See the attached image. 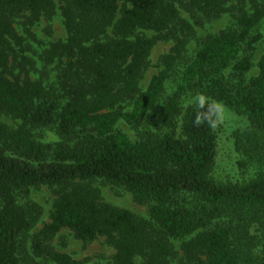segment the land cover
Listing matches in <instances>:
<instances>
[{
  "label": "trees",
  "instance_id": "16d2710c",
  "mask_svg": "<svg viewBox=\"0 0 264 264\" xmlns=\"http://www.w3.org/2000/svg\"><path fill=\"white\" fill-rule=\"evenodd\" d=\"M188 1L212 20L244 0ZM252 2L254 11L242 12L236 28L200 46L176 91L163 98L169 73L193 35L174 0H0V114L20 122L17 128L0 123V264H24L22 237L34 221L18 195L41 186L56 188L57 198L33 247L55 264H82L51 247L63 229L85 244L104 238L115 250L113 264H170L172 240H183L179 264H262L252 248L257 239L264 242V55L258 75L246 77L264 7ZM58 8L67 39L52 45L47 60L62 62L60 96L10 67L14 45L23 42L11 17L28 12L35 23ZM169 39L175 45L164 58L166 69L142 89L154 46ZM189 96L204 103L185 105ZM127 101L132 108L124 112ZM218 103L249 126L236 134L244 158L239 167H257L247 183L213 178ZM121 119L148 130L133 141L114 131ZM51 126L62 139L81 136L74 145L35 139L33 129ZM98 179L150 203V218L106 203L91 185Z\"/></svg>",
  "mask_w": 264,
  "mask_h": 264
},
{
  "label": "rangeland",
  "instance_id": "374dc122",
  "mask_svg": "<svg viewBox=\"0 0 264 264\" xmlns=\"http://www.w3.org/2000/svg\"><path fill=\"white\" fill-rule=\"evenodd\" d=\"M174 1L179 9L181 18L192 26L193 35L188 38L182 58L176 62L169 73L170 76L165 84L163 98H167L176 91L185 68L191 63L200 46L209 37L215 36L226 29L236 28L237 18L242 12L252 13L254 11L252 0L235 1L231 4L235 7L231 13L208 20L197 8H193L188 0ZM254 1L264 7V0ZM11 22L17 34L23 39L22 45H14V52L11 53V72L15 75H19L21 72H28L33 80L42 82L48 95L60 96L62 91L59 74L62 62L59 59H55L53 62L47 60V52L51 49L52 45L58 41H65L67 39V32L59 8L50 19L41 16L38 21L31 23L30 13L25 12L11 17ZM142 35L152 37L155 33L144 32ZM253 36H258L259 40L254 44L255 47L252 54L253 68L246 79L258 75V63L264 55V18L255 28ZM180 37L183 38V36ZM174 45V40L169 39L160 40L154 46L149 58L148 68L143 74L142 89L148 86L153 76L166 69L164 58L170 54ZM230 74L231 72L228 73V77ZM235 81L236 79L234 78L233 82ZM201 103H204V99L192 96L185 99V105H199ZM217 105L220 109L218 120L219 153L213 178L220 183H247L255 177L257 167L250 165H246L244 169L239 167V162L244 160V158L236 149V134L249 130V126L244 117L235 114L221 103ZM121 108L124 112H128L132 106L127 101L122 103ZM0 123L12 128H17L20 125L18 120L6 114H0ZM147 130L145 127H140V130H137L122 119L118 121L114 128L115 132H122L133 141L139 139ZM32 132L36 140L52 145L57 142L74 145L81 136L79 134L69 139H62L57 132L56 126L33 129ZM91 185L100 189L102 198L106 203L128 209L145 218H150V203L137 202L134 196L124 187L102 179L94 180L91 182ZM56 198L57 189L48 186L31 188L18 195L19 203L28 210L34 221L32 229L22 237L20 258L24 264H55L47 256H37L33 243L42 228L50 222V214ZM252 235L260 237V233L255 229H253ZM256 241L255 246L252 248V257L258 263L264 264V242L260 239ZM182 242L183 240H172L174 255L170 259V264H179L183 258ZM51 247L57 252L71 256L82 264H113V256L115 254L113 247L108 245L104 238H99L90 244H85L77 240L69 229H63L52 241Z\"/></svg>",
  "mask_w": 264,
  "mask_h": 264
}]
</instances>
